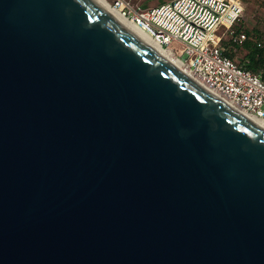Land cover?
I'll list each match as a JSON object with an SVG mask.
<instances>
[{"label": "water", "instance_id": "1", "mask_svg": "<svg viewBox=\"0 0 264 264\" xmlns=\"http://www.w3.org/2000/svg\"><path fill=\"white\" fill-rule=\"evenodd\" d=\"M219 96L95 0H0V264H264V127Z\"/></svg>", "mask_w": 264, "mask_h": 264}, {"label": "built area", "instance_id": "2", "mask_svg": "<svg viewBox=\"0 0 264 264\" xmlns=\"http://www.w3.org/2000/svg\"><path fill=\"white\" fill-rule=\"evenodd\" d=\"M108 1L200 82L247 115L264 119V76L225 53L246 39L234 29L243 19L241 0H169L146 8L132 0Z\"/></svg>", "mask_w": 264, "mask_h": 264}, {"label": "trees", "instance_id": "3", "mask_svg": "<svg viewBox=\"0 0 264 264\" xmlns=\"http://www.w3.org/2000/svg\"><path fill=\"white\" fill-rule=\"evenodd\" d=\"M243 7L245 3L241 0ZM235 32H243L246 35V39L239 45H235L232 49L225 51V53L232 58L234 61V54L237 51L243 50L244 54L239 61H236L238 64H241L243 67L259 73L261 76H264V38L259 37V33L256 28L248 29L243 13V19L240 23L234 25ZM224 45H227V42L224 41Z\"/></svg>", "mask_w": 264, "mask_h": 264}, {"label": "bare ground", "instance_id": "4", "mask_svg": "<svg viewBox=\"0 0 264 264\" xmlns=\"http://www.w3.org/2000/svg\"><path fill=\"white\" fill-rule=\"evenodd\" d=\"M95 1L98 4H100L106 11L112 14L116 19H118L121 23H123L126 27H128L131 31H133L140 39H142L143 41L148 43L150 46H152L154 49H156L162 56H164L173 65L178 67L180 70L185 72L187 75H190L191 77L199 81L194 75H192L188 71L187 67L181 62L180 59H178L171 51L161 48L160 45L156 41L150 38L142 29H140L135 24H133L131 20L122 17L120 13H118V11L110 5L108 0H95ZM249 117L264 127V119H260V118L253 117V116H249Z\"/></svg>", "mask_w": 264, "mask_h": 264}, {"label": "rangeland", "instance_id": "5", "mask_svg": "<svg viewBox=\"0 0 264 264\" xmlns=\"http://www.w3.org/2000/svg\"><path fill=\"white\" fill-rule=\"evenodd\" d=\"M169 0H132V3L141 4V8L151 7L164 3ZM244 17L248 29L256 28L259 33V37L264 38V0H243ZM244 51L240 50L234 54L236 61H239L243 56Z\"/></svg>", "mask_w": 264, "mask_h": 264}]
</instances>
